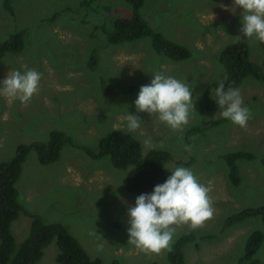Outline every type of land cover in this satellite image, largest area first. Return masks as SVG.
<instances>
[{"label": "rangeland", "instance_id": "1", "mask_svg": "<svg viewBox=\"0 0 264 264\" xmlns=\"http://www.w3.org/2000/svg\"><path fill=\"white\" fill-rule=\"evenodd\" d=\"M6 2L0 0V40L25 30L24 47L1 58L0 83L10 71L24 72L22 65H27L42 74L44 84L26 106L0 95V162L11 159L21 143L46 141L52 129L65 130L81 144L77 148L67 143L61 158L49 165L40 163L35 150L29 152L17 181L23 207L45 222L66 226L104 264L114 259L121 264H171L168 251L146 256L128 243V208L139 196L126 186L129 169L114 165L110 156L93 158L85 150L98 151L99 140L114 126L128 131L125 118L135 114L141 124L131 133L142 143L144 154L151 148L168 150L175 157L167 163L172 171L190 168L200 183L212 185L213 218L195 230L176 226L172 245L186 232L214 236L188 243L185 264H264V242L256 254L246 251L253 233L264 232L263 217L252 215L228 224V218L241 210L264 205V81L248 75L236 87L252 112L247 127L226 119L203 134L189 139L185 134L203 120L223 119L220 107L202 113L200 102L208 89L217 99L213 85L226 76L221 52L239 40L237 36L248 43L251 60L264 73L261 42L240 31L242 9L233 0H145L141 13L151 27L191 52L188 59L172 60L154 48L151 36L108 42L102 26L110 30L116 19L131 13L126 0H12L15 14L5 10ZM64 68L67 72L61 73ZM156 72L193 85L195 111L182 132L173 131L156 115L136 110L140 87L150 84ZM149 137L153 143L146 146ZM236 150L255 155L238 160L239 185L230 181L223 158ZM31 224L32 218L24 213L13 222L18 244L29 235ZM58 252L54 241L38 264H60Z\"/></svg>", "mask_w": 264, "mask_h": 264}, {"label": "trees", "instance_id": "2", "mask_svg": "<svg viewBox=\"0 0 264 264\" xmlns=\"http://www.w3.org/2000/svg\"><path fill=\"white\" fill-rule=\"evenodd\" d=\"M12 0H7L5 10L15 8ZM132 5V11L128 16L115 20L114 27L105 30L107 40L110 44H119L126 40H135L143 36H151L154 48L161 54L167 55L172 60H182L191 57V52L185 46L166 39L161 33L154 30L149 21L142 15L141 8L145 0H126ZM84 4V3H83ZM86 5V4H84ZM24 33L16 31L10 35V39L0 40V60L10 52L19 53L24 47ZM264 49V43H261ZM220 62L226 71L223 80L225 90L238 87L248 75H253L258 80L264 81L262 73L257 64L250 58L248 43L239 39L227 45L221 52ZM219 80L215 81L213 87L219 86ZM219 106L217 101L210 95L209 89L200 102L201 112L216 110ZM220 120H203L201 124L186 131L189 139L197 134H203ZM5 139V138H4ZM4 141V140H3ZM67 143L77 148L81 147L74 139L62 129H53L46 141L34 140L18 145L11 159L0 162V264H38L45 253V249L56 242L59 248L56 260L60 264H104L102 258L92 257L84 245L75 237L71 231L61 223L45 222L38 214L30 213L25 209L19 199L17 181L22 173L24 162L30 151L35 150L42 165H49L61 158L62 150ZM87 153L93 158L110 156L112 163L119 168L129 169L126 179L127 188L138 195L151 193L154 186L162 184L167 176L172 173L167 163L175 157L165 149L151 148L145 154L143 145L131 132L123 129L110 131L99 140V149L94 151L85 147ZM228 168V177L232 183L239 185L242 180L238 160L255 159L250 152L236 150L223 156ZM183 162L182 160H177ZM189 164L188 162H185ZM24 213L32 218L29 235L17 243L12 229L13 222ZM252 215H260L264 222V205L259 207H248L228 218V224L242 221ZM213 235L201 236L192 232L184 233L171 247L168 252L171 264H185V246L190 242H197L213 238ZM264 242V232L256 231L250 237L246 248L247 254H256ZM112 264H121L114 259Z\"/></svg>", "mask_w": 264, "mask_h": 264}, {"label": "clouds", "instance_id": "3", "mask_svg": "<svg viewBox=\"0 0 264 264\" xmlns=\"http://www.w3.org/2000/svg\"><path fill=\"white\" fill-rule=\"evenodd\" d=\"M233 4L242 9L240 31L243 36L264 43V0H233ZM22 67L24 72L10 71L0 83V95L8 98L9 103L19 99L26 106L38 93L42 74L28 69L27 65ZM153 77L150 84L140 87L134 101L137 112L156 115L173 131L182 132L189 124L190 113L195 111L193 85L161 72L154 73ZM215 95L222 109L220 115L234 125L247 127L252 112L244 104L240 89L230 87L226 91L224 81H220ZM125 119L129 132L140 128L138 115L129 113ZM113 130L118 131L119 127L114 126ZM152 143L151 137L144 140L146 146ZM185 148L190 150L189 146ZM211 191L212 185L200 183L192 169L175 168L165 182L155 185L151 193L137 196L135 206L128 208V243L146 256L170 252L176 226L188 225L195 230L213 218Z\"/></svg>", "mask_w": 264, "mask_h": 264}, {"label": "crops", "instance_id": "4", "mask_svg": "<svg viewBox=\"0 0 264 264\" xmlns=\"http://www.w3.org/2000/svg\"><path fill=\"white\" fill-rule=\"evenodd\" d=\"M0 62H1V60H0ZM67 72V70H66V68H64V70L61 72V73H66ZM41 84H44V82H40V85ZM5 138V137H4ZM4 138L2 139V141L4 140ZM34 140H36V139H31V140H29V141H27V142H31V141H34ZM4 142V141H3Z\"/></svg>", "mask_w": 264, "mask_h": 264}, {"label": "flooded vegetation", "instance_id": "5", "mask_svg": "<svg viewBox=\"0 0 264 264\" xmlns=\"http://www.w3.org/2000/svg\"><path fill=\"white\" fill-rule=\"evenodd\" d=\"M119 129H123V130H124V128H123V127H121V128L119 127Z\"/></svg>", "mask_w": 264, "mask_h": 264}]
</instances>
